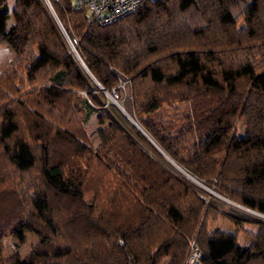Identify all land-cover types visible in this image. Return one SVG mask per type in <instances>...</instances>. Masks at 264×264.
Wrapping results in <instances>:
<instances>
[{"label": "trees", "instance_id": "trees-1", "mask_svg": "<svg viewBox=\"0 0 264 264\" xmlns=\"http://www.w3.org/2000/svg\"><path fill=\"white\" fill-rule=\"evenodd\" d=\"M51 2L65 32L43 0H16L12 24L0 0V44L16 55L0 72V264H186L193 243L201 264H264V220L214 209L159 153L264 212V0L144 1L110 24ZM24 70L27 98L13 80ZM122 81L125 108L161 150L109 101ZM65 99L82 123L102 111L115 136L96 149L45 114ZM94 160L102 186L89 203ZM209 209L259 229L241 244L238 230L208 229ZM25 231L39 245L7 257L6 240Z\"/></svg>", "mask_w": 264, "mask_h": 264}, {"label": "rangeland", "instance_id": "rangeland-1", "mask_svg": "<svg viewBox=\"0 0 264 264\" xmlns=\"http://www.w3.org/2000/svg\"><path fill=\"white\" fill-rule=\"evenodd\" d=\"M15 1L16 0H8L9 6H10V17L8 19L9 24H12L13 22H15L17 20V16L14 12ZM48 1H49L50 7L47 6ZM68 1H69V5H71V6H74L76 3V0H68ZM43 2L47 6L48 10L50 11L51 15L53 16V18L55 19L57 24L60 25L59 27L61 28V30L63 32H65V30H63L64 28H63L62 22H61V20H59V17L57 15V12L55 11V8H54L51 0H43ZM262 18H264V16H262ZM239 20L240 21H239L238 26H239V28H242L244 26V18L243 19L240 18ZM261 21H262V19H261ZM15 57H16V55H15L14 51L11 48H9V46H7L6 44H0V72L7 71L9 69V67L14 63ZM18 73H20V75H21L20 71ZM16 77L13 78V80L16 79L15 85L16 86L20 85L19 90L23 93V94H21V96H23L24 98H27V94L29 95V93L26 92L27 90L26 91H24V90L27 89V87L30 86V84L27 80L25 70H24V74H23L24 80H21V76H20V79H19V77H17V78ZM23 81H24V83H22ZM42 82H43V79H41L40 84H42ZM94 82L98 86H101L99 84V82L95 80V78H94ZM121 86H122L121 87L122 88V96L121 97H119V94L115 91H113L111 93V92L106 90L104 92L106 93L109 101L111 103H113L126 116L127 120L131 124H133L137 130H139L137 128V126L133 123L131 118L126 115V113L129 114V112L127 111V109L124 106L126 96L129 93H131L130 83L128 84L125 81H122ZM35 88L38 89V87H35ZM82 93L86 94L85 91H82ZM33 99H37L38 101L42 102L41 96L38 93L34 94ZM115 102L119 103L125 109L126 113L121 108H119V106H117L115 104ZM108 104H109V102L106 101L105 106H108ZM34 105L37 106V104H34ZM43 107L45 110L44 111L45 114L50 113L51 115L56 116V118L58 120H60L63 125L65 124V125L73 128L74 131L78 135L82 136L89 144H91V146L93 148H96V149L100 148L101 146H103V144H105V140L110 141V139L115 136V134H114L115 126L112 124V122L109 120H105L104 122L101 121L102 114H103V113H101L102 111L101 112L98 111V112L93 113L90 116L88 121L82 123L81 117L79 114H76V113H74L72 115L69 114L70 113V111L68 110L69 104H68V101H66V99L65 100H59L54 106H51V107L46 102H44ZM129 115L132 117L131 114H129ZM246 129H247V127L244 123V120H238L236 125H235L234 130L238 133L239 137H242L246 133ZM143 135L147 138V140L152 142L151 138L148 137L147 133H146V135L145 134H143ZM152 144H155V143L152 142ZM155 146L157 147V151H159V149H160L159 146L157 144H155ZM159 153L161 154V157L167 159L169 161V163H171V165L175 168V170L180 172L179 174L181 176H183L189 183H191L193 186H195L198 189V191L204 192L207 195V197H208L207 202L212 207H214V209L220 210V211L221 210L222 211L223 210H225V211L235 210V211H238V212L244 214L245 216H247L251 219L264 220V212H260V211L254 210V209H250V208L240 204L239 202L232 200L230 197H227L223 194H220L213 186L206 185L202 180L198 179L197 177H195L191 173H189L187 170L183 169L178 163H176L171 157H169L163 150L159 151ZM100 154H104V152L100 151V149H99V161H100ZM161 161H163V160H161ZM92 165H93V167L91 168V166L88 165V162L86 164L88 188H87V193L85 195V199L89 203L95 201V199L97 197L96 189L98 186H100V185L102 186L101 180L99 179V170H101L103 167L101 166L100 163H98L95 160H94ZM100 194H101V192H100ZM210 210L211 209H209L208 212H210ZM211 212H213V211H211ZM211 212L205 218L207 221V225H208L209 230H214L215 228H221L222 230L232 231V232L238 230L237 229L238 227L232 221L223 217L220 214L216 215V213H211ZM217 213H219V212H217ZM259 226L260 225H258L255 222L245 223L243 226V230L242 231L238 230V238H239L240 243L244 244L246 242H249L252 238L251 233L257 232L259 229ZM39 243H40V237L38 235H35V234H32L30 232L25 231V234L21 237L13 236V237L6 240V242H5L6 256L10 257V256L17 253L20 255V258H21L20 260L24 261V259L26 257H28L29 255H31L33 253V251L39 245Z\"/></svg>", "mask_w": 264, "mask_h": 264}, {"label": "built area", "instance_id": "built-area-1", "mask_svg": "<svg viewBox=\"0 0 264 264\" xmlns=\"http://www.w3.org/2000/svg\"><path fill=\"white\" fill-rule=\"evenodd\" d=\"M144 1L155 0H76L75 5L84 9L91 21L110 24L135 12ZM193 247L186 264H201L202 252L194 243Z\"/></svg>", "mask_w": 264, "mask_h": 264}, {"label": "water", "instance_id": "water-1", "mask_svg": "<svg viewBox=\"0 0 264 264\" xmlns=\"http://www.w3.org/2000/svg\"><path fill=\"white\" fill-rule=\"evenodd\" d=\"M74 50H75V48H74ZM112 96V95H111ZM115 100V99H114ZM115 104L117 105V106H119V108H121L125 113H126V111H125V109L119 104V103H116L115 102ZM126 115L127 116H129L130 118H131V120L133 121V123L137 126V128L143 133V134H145L146 135V133H145V131L143 130V128L135 121V119L133 118V117H131L129 114H127L126 113Z\"/></svg>", "mask_w": 264, "mask_h": 264}]
</instances>
